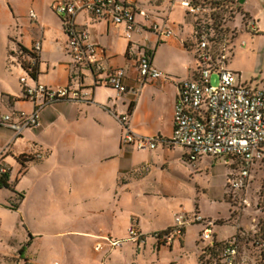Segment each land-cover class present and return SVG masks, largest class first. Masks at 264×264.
<instances>
[{"label":"rangeland","instance_id":"rangeland-1","mask_svg":"<svg viewBox=\"0 0 264 264\" xmlns=\"http://www.w3.org/2000/svg\"><path fill=\"white\" fill-rule=\"evenodd\" d=\"M169 1L164 0V4ZM183 9L185 17L187 9ZM52 12L59 17L55 10ZM246 22V15L244 19L241 14L235 15L231 27L237 38L226 50L228 67L248 85L264 88V43L259 40L249 50L253 31L246 29ZM82 69L88 75V69ZM25 75L32 81L28 72ZM210 82L219 83L217 72H213ZM31 103L30 113L35 110V102ZM58 109L57 104L45 108L39 114L40 120L45 121ZM17 112L12 109L8 113ZM92 120L79 127L64 120L54 132L58 140L53 147L36 134L34 141L27 137L31 150L17 156L18 167L10 156L4 157L12 168L11 183L18 192L25 191V199L19 210H12L9 202L4 204L8 192L0 191V264H201L200 234L205 225L195 223V216L220 224L212 226V235L229 237L237 229L264 228V164L253 168L245 188L233 192L228 184L237 165L228 156L200 153L191 162L186 157L190 149L178 144L154 150L118 148L114 140H99L102 128ZM34 129L25 132L36 133ZM80 133L86 137H80ZM67 144L77 148L74 158L65 152ZM102 154L100 160L96 159ZM40 161L46 166L32 165L24 176L31 163ZM12 196L18 197L15 193ZM181 215L189 219L184 225L185 234L177 235L173 253L159 260L154 232L176 226ZM131 227L145 234V240H132ZM109 237L124 243L112 247ZM98 242L103 245L102 251L95 248ZM204 244L209 241L204 240ZM107 250H113L115 256L106 257Z\"/></svg>","mask_w":264,"mask_h":264},{"label":"crops","instance_id":"crops-1","mask_svg":"<svg viewBox=\"0 0 264 264\" xmlns=\"http://www.w3.org/2000/svg\"><path fill=\"white\" fill-rule=\"evenodd\" d=\"M57 1L0 0V118L12 109L26 113L33 109L32 100L25 95L24 85L20 81L25 72L32 78V81L27 80L28 83H41L52 89L71 86L81 90L82 96L79 100H60L44 107L42 111L57 104L60 109L57 113L50 112L45 121L40 120L39 125L29 127L35 128L36 133L28 130L16 138L10 128L0 123V155L10 156L18 167L17 156L31 150L26 138L34 141L36 134L53 147L58 140L54 132L64 120L79 127L93 119L95 125L102 128L98 133L102 137L100 141L114 140L118 148L125 146L124 149L133 147L122 142L124 126L117 117L124 114L129 115L130 126L134 131L143 135L170 137L174 131V109L180 96V85L198 75V60L192 49L196 44L198 16L187 11L183 17L184 6L173 0L167 4L168 8L164 0H129L139 11L136 15V28L127 36L126 24L115 25L110 21L96 20L88 13H80L76 21L79 27L87 29V43L100 48L104 69L101 75L95 76L89 71L86 75L82 65L71 61L62 20L52 12ZM240 4L247 21L251 20L255 24V29L245 24L246 29L253 31L248 47L250 50L257 41L264 43V0H246ZM31 9L37 13V20L30 17ZM171 19L174 20L170 22ZM163 30H171L172 34H162ZM235 38L237 34L231 40V45ZM37 41L41 42V51L36 76H33L31 55L22 47L30 50ZM242 43L246 45L247 41L243 40ZM143 56L149 57L152 65L163 72L161 77L152 79L141 74L138 65ZM116 68L125 71L124 84L127 90L124 92H119L105 82L108 73ZM110 125L115 126L113 130L106 128ZM90 134L87 132L91 138ZM112 135L116 136L113 138ZM79 136L86 137L82 133ZM22 138L24 141L20 140ZM78 140L82 141L80 138ZM73 144H67L64 149L74 158L77 148ZM103 154L95 158L100 160ZM32 165L45 167L46 163H31L24 176L30 173ZM0 191L8 192L5 195L6 204L12 192ZM22 205L23 201L18 210ZM219 225L215 222V226ZM242 230L248 231L245 228ZM238 232L237 229L232 236ZM229 237L216 234L218 241ZM160 244L158 259L162 260V257L173 253L174 241ZM112 251L107 250L106 257L115 256ZM136 257L133 259L137 260ZM200 258L201 255L199 262ZM121 262H124L123 259Z\"/></svg>","mask_w":264,"mask_h":264},{"label":"built area","instance_id":"built-area-1","mask_svg":"<svg viewBox=\"0 0 264 264\" xmlns=\"http://www.w3.org/2000/svg\"><path fill=\"white\" fill-rule=\"evenodd\" d=\"M181 4L189 13L204 17L207 9L192 0H182ZM55 10L63 23L67 35L68 52L76 65L85 66L95 76L101 75L104 69L100 58V48L87 43L88 31L78 26L76 18L82 13H88L96 20L110 21L115 25L126 24L127 36L136 28L138 7L129 0H59L55 3ZM30 17L38 19L35 10L31 9ZM197 19V20H198ZM247 26L255 29L251 20ZM158 29V25H156ZM162 34L171 35V30L162 31ZM230 40H223L220 53L211 48L209 34L205 27L196 30L198 43V75L188 79L180 85V96L174 109V131L170 137L161 135H143L134 131L130 126V117L124 114L117 117L124 126L122 142L138 150H153L158 147H175L177 144L190 149L189 155L196 160L201 154L210 156H233L237 165L235 172L229 178V187L235 192L245 188L252 177L253 168L264 164V88L252 87L245 83L227 66V48ZM41 42L37 41L27 52L31 55L30 68L33 71L40 58ZM139 69L143 76L157 79L163 72L155 68L150 58L143 56L139 61ZM213 72H217L219 83L210 82ZM125 71L116 68L108 73L105 82L119 92L127 90L124 84ZM28 77H20L24 85L25 95L35 102L32 113L18 111L0 118V123L10 128L15 137L32 126L40 123V112L44 107L60 100H79L81 90L68 87L52 89L41 83L31 84ZM87 94V93H85ZM41 156V155H40ZM0 155V174L10 168ZM188 217L178 216L177 225L154 232L158 242L170 244L177 235H183L184 225ZM203 222L205 228L200 234L203 241L201 250L210 264H261L264 263V234L261 229L246 231L239 229L230 241L221 243L212 235V226L215 221L195 216V223ZM132 240H145V234L135 227L129 229ZM105 239V238H103ZM112 247L122 246L124 240L108 238ZM204 240L209 244L205 245ZM217 242L219 244H217ZM98 242L96 250L102 249ZM55 264H59L56 262Z\"/></svg>","mask_w":264,"mask_h":264},{"label":"trees","instance_id":"trees-1","mask_svg":"<svg viewBox=\"0 0 264 264\" xmlns=\"http://www.w3.org/2000/svg\"><path fill=\"white\" fill-rule=\"evenodd\" d=\"M196 4L201 5L202 7L207 9V13L204 14V17H201L196 22V30H198L200 27H205L211 41V48L214 49L215 53H220V45L223 42V40H233V38L236 35L235 30L231 27L234 22V18L236 14H241L243 16V19L245 17V13L242 10V5L240 4L239 0H192ZM246 23H244L245 25ZM231 44V42H230ZM23 50L28 51L26 48L22 47ZM193 51L196 55V58L198 57V43H196L193 46ZM37 66L34 67V72L32 73L33 76H36V70ZM187 159L189 161H194L191 159L189 155H186ZM214 157H220V156H214ZM232 160H236L233 156H228ZM18 163L19 159H17ZM22 162V161H21ZM24 165V163H22ZM236 166V164H233ZM10 170L11 168L6 172L0 174V189L2 190H9L18 197L11 196L8 199V208L12 210H18L22 199L25 196L24 192H18L14 185L10 181ZM18 200V201H16ZM261 232L264 234V228H260ZM201 236V235H200ZM214 238L216 239V235H214ZM217 240V239H216ZM230 241V239H224L221 243H226ZM203 243V241L201 240ZM160 244V241L158 242ZM217 244H219L217 242ZM25 248H22L20 250V254H23ZM201 264H210V260H207L205 258V255L201 254L200 258Z\"/></svg>","mask_w":264,"mask_h":264},{"label":"water","instance_id":"water-1","mask_svg":"<svg viewBox=\"0 0 264 264\" xmlns=\"http://www.w3.org/2000/svg\"><path fill=\"white\" fill-rule=\"evenodd\" d=\"M246 0H239L240 3H244Z\"/></svg>","mask_w":264,"mask_h":264}]
</instances>
